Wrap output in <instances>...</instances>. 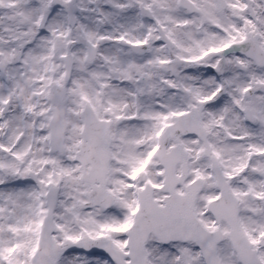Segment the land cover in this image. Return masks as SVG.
Wrapping results in <instances>:
<instances>
[{
  "label": "snow or ice",
  "instance_id": "obj_1",
  "mask_svg": "<svg viewBox=\"0 0 264 264\" xmlns=\"http://www.w3.org/2000/svg\"><path fill=\"white\" fill-rule=\"evenodd\" d=\"M0 264H264V0H0Z\"/></svg>",
  "mask_w": 264,
  "mask_h": 264
}]
</instances>
